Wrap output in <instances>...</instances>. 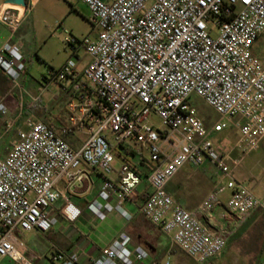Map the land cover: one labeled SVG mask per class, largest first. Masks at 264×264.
Masks as SVG:
<instances>
[{"label": "built area", "instance_id": "obj_1", "mask_svg": "<svg viewBox=\"0 0 264 264\" xmlns=\"http://www.w3.org/2000/svg\"><path fill=\"white\" fill-rule=\"evenodd\" d=\"M76 1L88 7L92 32L83 39L67 35L69 57L44 80L47 86L71 82L80 100L70 104L69 124L60 131L28 119L8 155L0 158V262L37 264L20 250L18 235L50 232L61 198L67 202L64 217L77 221L82 212L69 202L68 192L96 173L104 179L93 203L97 210L117 211L131 220L123 208L129 202L174 246L206 264L227 246L225 237L203 222L221 205L222 193L230 192L227 208L241 221L264 214V201L235 178L233 150L224 151L213 138L233 128L238 145L248 152L264 142V61L255 53L264 37V0ZM34 2L27 0L24 12L0 7V23L11 32L0 49V71L21 99L25 57L12 38ZM82 51L90 60L79 72ZM8 95L0 100L3 116ZM194 97L202 98L221 120L208 126ZM154 117L161 126L153 123ZM75 131L88 135L78 149L65 139ZM128 144L138 147L141 160H148L145 152L150 155L146 194L140 191L144 178L137 169L125 161L115 167L112 146ZM207 162L219 172L221 187L190 211L177 203L168 186L184 167ZM50 258L52 264H83L75 249L54 246ZM150 261L158 264L146 246L122 233L89 264Z\"/></svg>", "mask_w": 264, "mask_h": 264}, {"label": "rangeland", "instance_id": "obj_2", "mask_svg": "<svg viewBox=\"0 0 264 264\" xmlns=\"http://www.w3.org/2000/svg\"><path fill=\"white\" fill-rule=\"evenodd\" d=\"M70 2L68 0H39L38 3L30 5L29 20L25 22L20 32V35L26 37L25 41L27 42L25 52L26 70L22 77L24 95L21 99V94L18 90L11 91L12 85L9 81L11 86L7 92L9 98L5 101L7 115L3 116L0 114V120H2L5 127L14 123L10 131H14L15 135H18L20 130L26 129L25 123L28 119L48 123L52 115L62 116V114L67 113V95L62 88V83H54L47 86L44 77L49 75L51 68L58 70L69 57L71 48L65 42L67 35L83 39L92 32L93 28L88 9L82 4L76 3V9L71 10ZM32 24L34 25L35 32L31 34ZM263 48L264 37L258 41L255 48V53L260 58H264ZM80 56L84 63L90 60V57L84 51L80 53ZM193 104L208 126L221 120L216 111L206 104L202 98L194 97ZM19 114H21V117L16 119ZM224 121L231 122L230 119H225ZM153 123L156 126H161V122L157 117H154ZM109 138L111 139L110 133ZM214 140L224 151L233 150L232 157L236 162L235 178L257 197L264 198V142L261 143L259 148L249 153L247 146L238 145V132L233 128L226 130ZM128 145L138 151V147ZM144 156L149 162L151 159L150 155L145 152ZM123 163L124 160L122 158L116 157V169H119ZM212 170L216 173V169L212 168ZM182 181H184L183 172L177 175L171 182L172 189L175 190L176 183ZM213 188L212 178H206L198 174L189 181L186 188L179 193L174 191L172 196L179 203H181L180 198H184L189 205L196 206L194 209L189 207L187 209L195 211L199 209ZM229 196L230 192L226 191L220 195V199L224 204H227ZM124 208L134 216L133 211L125 204ZM215 211L216 209L211 211L204 219L212 218L214 220L215 229L213 230L225 237L227 246L219 256L206 264H247L249 259L246 253L258 254L259 248L264 243V214L261 212L253 213L250 218L253 217L256 220L255 223L249 224V218L245 222L240 220L241 222L236 221L234 225H231L229 223L230 220H234L235 218L231 217V215H229L231 217L230 220L222 218L221 215L226 214L225 209H221V215H217L216 217L213 216ZM111 227H114V225ZM90 230L92 232V229ZM157 234L154 241L156 242L161 237L163 239L162 243L164 242V249L157 247L153 251L152 258L156 263L198 264L178 247L174 246L165 236L160 233ZM46 236H35L36 240L34 243L48 248L49 243L45 238ZM30 237L31 235L29 234L26 239H23V237L18 235V239L23 243H27ZM244 244H249L253 248L246 246L247 248L243 249L242 246ZM31 250L35 251V249ZM42 253L41 264H50L49 253H46L45 250ZM0 264L15 263L5 259Z\"/></svg>", "mask_w": 264, "mask_h": 264}, {"label": "crops", "instance_id": "obj_3", "mask_svg": "<svg viewBox=\"0 0 264 264\" xmlns=\"http://www.w3.org/2000/svg\"><path fill=\"white\" fill-rule=\"evenodd\" d=\"M12 0H0V7L4 9L7 5L10 6ZM39 0H35L34 4L38 3ZM71 1L69 3L71 10L76 9V3L82 4L87 9L88 7L79 1L76 0H69ZM112 1V0H107ZM89 11V9H88ZM90 15V11H89ZM29 20V16L26 17V19L22 22L19 30L15 34V36L12 38L13 42L19 46L21 49L22 54L25 57L26 52V44L25 41L26 37H23L20 35L21 30L23 29L25 22ZM33 25V24H32ZM31 34L35 32L34 25L33 28L30 30ZM11 38V32L0 23V49L3 47V45ZM69 56V55H68ZM264 61V58H261ZM67 60V59H66ZM87 63H84L83 60L78 65V71L82 72L85 65ZM10 83L8 78L0 71V100L5 97L8 93V88H10ZM62 88L65 91L67 95L66 105H67V113L62 114V116H53L49 120L48 124L49 126L55 128L57 131H60L61 128L66 127L69 124L70 120V112H69V106L73 102L78 103L80 100V95L76 93L72 88L71 82H66L62 84ZM9 95L6 98V101L8 100ZM10 127L7 125V127L4 126L2 123V120H0V158H5L8 155L9 150L12 148L16 140L18 139V135L14 134V131H10ZM221 134L214 135V139ZM17 136V137H16ZM16 137V138H15ZM88 135L85 131H75L74 133L67 134L65 136V139L71 144L73 148H80L85 140L87 139ZM252 152V151H251ZM250 153V152H249ZM140 158L137 157L136 160H139ZM212 168L216 169L212 164L209 162L205 163L200 168H193L190 166L184 167L177 175L183 172L184 181L177 182L176 189L173 190L171 185L168 186V191L171 195L174 194V191L176 193H179L182 191L186 186L189 184V181L193 178H195L198 174H201L205 176L206 178H212L214 188L212 191L219 189L221 187L220 182V175L219 172L216 169V173L213 172ZM142 170V167L139 168ZM202 172V173H201ZM175 179V178H174ZM140 187V191L143 194H146L150 192V188L147 184V179L145 180ZM104 183V179L96 173H92L89 175V178L86 180V182L82 185L77 186V188H74L68 192L69 202L74 204L76 207H78L81 210V216L77 221L74 223L69 222L64 215L62 214V209L66 205V201L64 199H59V201L56 203L55 208L52 212L53 217L57 220L55 226L53 229L48 233H42L38 230H34L31 232H25L20 233V237H23V239L27 238V235H31L30 239L27 243L21 242L22 245L20 246V250L28 255L35 257L36 263L41 264V257H42V251L45 250L46 253H49V260L51 263V253L52 248L54 246L63 249V250H77L81 256H82V262L83 264H89V260L92 258H97L103 249L110 246L112 242L117 239L122 233L129 234L132 238L135 244L137 245H144L146 246L151 256L153 257V251L157 247H161V249H164V242L162 243V238L158 239L156 242L154 241V238L157 233H160V230L153 225H151L143 216L138 215L137 208L129 203H124L127 207L130 208L131 211H133L134 216L128 211L127 209L123 208L132 216L131 220L126 219L122 214H120L117 211L109 212L105 209L99 211L94 206L93 203L99 199V194L101 192L102 186ZM171 184V183H170ZM62 189L65 188L64 184L61 186ZM230 197V196H229ZM264 201V198H261ZM179 203L181 206L185 207L186 209L189 207L191 209L196 208L194 205H189L187 200L184 198H180ZM116 200L113 199L111 201L112 205H116ZM221 209L226 210V214L221 215ZM217 215H221L222 218H225L227 220H230L231 217L235 218L234 220L231 219L229 223L231 225H234L236 221L241 222V216L238 214L230 213L227 204H224L221 201V205L216 208L215 214L213 215L216 217ZM231 215V217H229ZM253 215V214H252ZM251 217L248 216L246 220H248ZM226 221V220H225ZM227 222V221H226ZM237 222V223H238ZM256 220L250 218L249 224L255 223ZM204 224L206 226H209L212 229H215V223L212 218H209L207 220L204 219ZM114 225V227H111ZM94 227V229H93ZM231 227V226H230ZM92 229V232L91 230ZM231 229V228H230ZM47 235L45 238L48 241V248H45L41 246L40 244H35L34 241L35 236H43ZM249 246L253 248L249 244H244L242 246L243 249H246ZM23 249V250H22ZM35 249V251L31 250ZM258 254H251L250 252L246 253V256L249 259V262L247 264H264V243L259 248ZM37 251V252H36ZM40 252V254H38ZM42 253V254H41ZM150 262H147L145 264H150Z\"/></svg>", "mask_w": 264, "mask_h": 264}, {"label": "trees", "instance_id": "obj_4", "mask_svg": "<svg viewBox=\"0 0 264 264\" xmlns=\"http://www.w3.org/2000/svg\"><path fill=\"white\" fill-rule=\"evenodd\" d=\"M112 150L117 157L122 158L125 162L131 164L133 168L137 169L143 175L144 182H146L145 180L148 178L151 167L146 159L136 160L137 157L143 156L141 153H139L135 148H132L129 145H113ZM141 167L142 170L139 169Z\"/></svg>", "mask_w": 264, "mask_h": 264}, {"label": "water", "instance_id": "obj_5", "mask_svg": "<svg viewBox=\"0 0 264 264\" xmlns=\"http://www.w3.org/2000/svg\"><path fill=\"white\" fill-rule=\"evenodd\" d=\"M11 4L26 7L27 6V0H12Z\"/></svg>", "mask_w": 264, "mask_h": 264}, {"label": "bare ground", "instance_id": "obj_6", "mask_svg": "<svg viewBox=\"0 0 264 264\" xmlns=\"http://www.w3.org/2000/svg\"><path fill=\"white\" fill-rule=\"evenodd\" d=\"M11 6H15V7H19L21 9L22 12H24V6H18V5H14V4H10ZM8 6V5H7ZM6 6V7H7Z\"/></svg>", "mask_w": 264, "mask_h": 264}]
</instances>
